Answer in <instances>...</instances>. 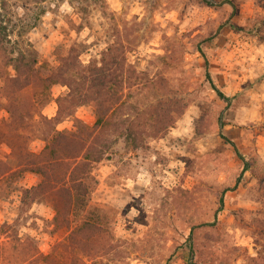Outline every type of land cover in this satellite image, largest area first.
I'll return each instance as SVG.
<instances>
[{"label": "rangeland", "instance_id": "1", "mask_svg": "<svg viewBox=\"0 0 264 264\" xmlns=\"http://www.w3.org/2000/svg\"><path fill=\"white\" fill-rule=\"evenodd\" d=\"M0 264H264V0H0Z\"/></svg>", "mask_w": 264, "mask_h": 264}, {"label": "trees", "instance_id": "2", "mask_svg": "<svg viewBox=\"0 0 264 264\" xmlns=\"http://www.w3.org/2000/svg\"><path fill=\"white\" fill-rule=\"evenodd\" d=\"M112 52H113L112 47H109L103 57V60H102L103 64L101 66L91 64L90 67H88L89 68L88 70H85L79 65L77 56H75L74 54H70L65 59V61L60 65L59 71L57 72L58 79L65 81L71 87L70 94L76 99V100L73 99L74 101L78 102V100L82 98H84L86 102H89L90 100H96L97 110H98V121L96 123V128L98 129L100 128V130L105 129L109 126L110 118H111L109 116L110 115L109 106L105 105L100 97L101 96L106 97L108 93L112 92V89H107L108 84L111 81H114L116 77L114 73V70H115L114 66L117 63L116 61L117 58L115 56H112ZM17 59L18 61L20 60V62H17L16 68L18 72L21 73L23 72L21 68L25 67V65H23L25 54L23 53V55L18 57ZM55 72L53 74H55ZM75 74L78 76L80 75L82 79H78V77ZM16 78L19 80L20 76H16ZM26 79H28V77ZM209 79L212 85L214 86V88L218 91V93L222 97L229 99V97L226 96L224 92L217 87V85L215 84L211 76ZM87 82H89V85H90L89 90H86V92H80L79 87L82 86L81 84L86 85L88 84ZM114 95H115V91L111 93L112 98H115ZM130 128H131L130 126H127L125 128V132H127L128 135L131 137L135 133L133 134V131H131ZM156 129H154L153 132H149L148 129L145 127L144 131H139V134L142 136V138H140V136H138V138L142 140L144 132H147L149 135H154L158 133ZM136 135L133 136V142H134V145L138 147L140 141L136 138ZM223 136L226 139H229L228 136H226L225 134H223ZM236 149L238 153L240 154V156L246 161V163L248 164V168H249V160H247L246 156L243 155L239 151L237 146H236ZM103 154H104L103 150H98L96 159L97 160L100 159ZM82 179H84V176H82ZM77 182L78 181H74V184H73L74 186L72 185V189L74 188L75 190H77V195L79 196L80 193H82L80 189L84 188L83 191L87 192V190L89 189V186L86 185L85 181L83 180H80L79 183L75 185V183ZM41 188H42L41 184L33 187L34 191L39 190ZM72 189L67 188V191L71 194ZM88 224L91 226L97 227V225L94 224L93 222H89Z\"/></svg>", "mask_w": 264, "mask_h": 264}, {"label": "water", "instance_id": "3", "mask_svg": "<svg viewBox=\"0 0 264 264\" xmlns=\"http://www.w3.org/2000/svg\"><path fill=\"white\" fill-rule=\"evenodd\" d=\"M223 127V124H221V128Z\"/></svg>", "mask_w": 264, "mask_h": 264}]
</instances>
